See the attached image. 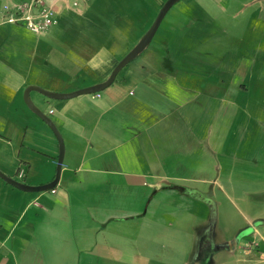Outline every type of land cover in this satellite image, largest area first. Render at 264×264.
<instances>
[{"label": "crops", "instance_id": "obj_1", "mask_svg": "<svg viewBox=\"0 0 264 264\" xmlns=\"http://www.w3.org/2000/svg\"><path fill=\"white\" fill-rule=\"evenodd\" d=\"M16 1L0 0V170L36 186L54 180L59 141L26 88L70 93L105 81L151 25L153 0H51L58 23L44 33L5 20ZM188 2L185 30L158 29L104 90L31 91L65 153L54 189L22 191L0 177V264H264V0ZM192 5L200 14L189 15ZM248 11L262 39L234 44L229 59L197 58L220 37L199 35L196 22ZM26 117L42 122L45 140Z\"/></svg>", "mask_w": 264, "mask_h": 264}, {"label": "rangeland", "instance_id": "obj_2", "mask_svg": "<svg viewBox=\"0 0 264 264\" xmlns=\"http://www.w3.org/2000/svg\"><path fill=\"white\" fill-rule=\"evenodd\" d=\"M168 1V0H153V21L151 23V25L149 26V28L144 32V28H142L140 33H143L142 37L144 36V34L150 29V27L153 25L156 17L158 16L162 6L164 5V3ZM188 1L191 0H180L178 1L172 8L171 10L167 13V15L165 16L164 20L162 21L160 28H159V33L158 36L161 35L162 33H164V31L166 29H168V26H175V31H177L179 33L180 29L185 30V28H183L186 24H187V20H183L182 18L178 17V15L181 13V10H186L188 8ZM158 3H161V5L159 4V6L157 5ZM240 7V6H239ZM192 11L189 13V15H193V14H200L198 12L199 8L197 6L192 5L191 6ZM249 10V9H248ZM145 14V13H144ZM249 11L244 12V14H242L241 12H239L238 16L235 19H232L231 15L230 16H225L224 13H222V15L220 17H218L215 21H209L207 19L205 20H201L202 23L201 25H199V22H196V26L195 28H193V31H196L197 33H199L200 35V31L199 28H205L206 30L209 31H215L219 34V40L220 43L219 45H216V48L214 49V51H212L211 54H206L202 52V54H200V56H197V58L201 57L203 62H207L209 63L210 61L213 60V58H215V60H218L219 57L223 60V57L225 56V58L229 59L231 58L233 55H231V49L234 46V44H236L238 46V48L244 49L242 48L243 46H247V44L249 43L250 40H257V39H262V32L257 31L256 28L253 25H257V22L254 18L251 21L250 25L248 27V18H249ZM144 16V15H143ZM200 21V22H201ZM255 21V23H254ZM251 27L253 28L252 30ZM264 26H260V28L263 29ZM203 28V29H204ZM176 32V34H177ZM202 32V31H201ZM212 32V33H213ZM245 32H249L247 35V39L245 41V45H243V39H241V37L243 36V34H245ZM204 34V31L201 33ZM157 36V37H158ZM141 37V38H142ZM227 53V55H225L224 53ZM226 59V60H227ZM250 69L252 70V72L254 71L253 67H250ZM125 71V70H123ZM124 73V72H122ZM122 75V74H121ZM261 78V77H259ZM248 80L251 82L250 84L251 86V90H253V94L256 93H260L257 92V89H262L261 87L257 86V80H258V76H254V78H251V76L248 77ZM264 88V87H263ZM41 95L39 92L37 91H33L31 93V96L34 98H36L37 96ZM250 96H244L242 99V107L243 105L245 106V103L247 102L248 98ZM251 99V98H250ZM246 101V102H245ZM46 110V109H45ZM254 110L252 107L250 108V111ZM43 111V110H42ZM44 112V111H43ZM24 123L26 126L29 127L30 130L34 131V137L36 139H39L40 141L45 140V138L43 137L44 135L41 134L40 131V126L41 125V121L37 120L36 118L33 117H26L24 118ZM36 158H38V160L36 159L34 161L33 166H35L36 169H38L39 171L42 172H46L49 165L48 164V158H46L44 155H37L36 153ZM22 168L25 171H28V167L23 165ZM181 247V246H180Z\"/></svg>", "mask_w": 264, "mask_h": 264}, {"label": "water", "instance_id": "obj_3", "mask_svg": "<svg viewBox=\"0 0 264 264\" xmlns=\"http://www.w3.org/2000/svg\"><path fill=\"white\" fill-rule=\"evenodd\" d=\"M178 1L180 0H168L164 3L153 25L150 27V29L144 34V36L139 40V42L119 61V63L113 69L110 76L105 81L92 85L90 87H86L83 89L76 90L74 92H70V93L53 92V91L44 89L37 85H30L26 88L24 98H25V102L27 103L28 107L49 125V127L53 130V132L55 133L59 141V157H58V163H57L56 176L54 180L49 183L34 186V185H28V184H25L24 182L18 181L6 175L0 170V177L4 181H6L13 187L20 189L22 191L41 192V191L54 189L60 179L61 169H62V164H63V157L65 153V144H64L63 136L58 130L53 120L48 115H46L39 107L35 105V103L33 102L30 96L31 91L33 90L39 91L43 95L50 97V98H54V99H67V98H73L75 96L82 95V94L98 93L104 90L105 88L109 87L115 81L119 72L125 66H127L131 61L137 58L149 46L153 37L157 33L162 21L164 20L165 16L169 12V10Z\"/></svg>", "mask_w": 264, "mask_h": 264}, {"label": "built area", "instance_id": "obj_4", "mask_svg": "<svg viewBox=\"0 0 264 264\" xmlns=\"http://www.w3.org/2000/svg\"><path fill=\"white\" fill-rule=\"evenodd\" d=\"M78 6V2H74ZM5 20L27 27L36 33L49 31L58 23L51 0H18L4 6Z\"/></svg>", "mask_w": 264, "mask_h": 264}]
</instances>
